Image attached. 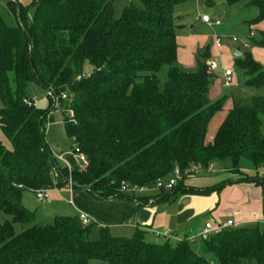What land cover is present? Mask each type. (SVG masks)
I'll return each instance as SVG.
<instances>
[{"label": "trees", "instance_id": "16d2710c", "mask_svg": "<svg viewBox=\"0 0 264 264\" xmlns=\"http://www.w3.org/2000/svg\"><path fill=\"white\" fill-rule=\"evenodd\" d=\"M138 1L140 7L130 3L119 16L111 0L9 1L17 23L10 27L0 20V131L10 142L7 149L0 141V212L9 217L0 224V264H264L259 225L224 228L195 241L151 243L141 230L114 236L106 226L83 225L78 216L39 224L22 203L24 191L52 190L69 180L97 200L127 197L140 205L148 198L123 192L122 185H152L175 168L181 177L152 195V203L218 194L234 181L200 188L185 180L226 161L241 176L235 183L264 186L258 173L264 168V97L234 101L206 143L208 124L225 101L209 97L215 79L207 66L209 51L199 53L194 69L180 67L174 6L184 0ZM244 1L258 10L253 23L264 21V0H225ZM252 43L264 49V32ZM163 66L168 73L160 90ZM236 66L246 86H264V67L250 54L237 56ZM30 82L66 95L60 104L73 110L75 123L65 118V131L85 155V169L68 170L50 156L45 132L54 109L49 97L45 108L26 102H32ZM241 159L256 169L254 175L240 170ZM56 173L62 182H55ZM95 231L98 238L91 240Z\"/></svg>", "mask_w": 264, "mask_h": 264}, {"label": "rangeland", "instance_id": "374dc122", "mask_svg": "<svg viewBox=\"0 0 264 264\" xmlns=\"http://www.w3.org/2000/svg\"><path fill=\"white\" fill-rule=\"evenodd\" d=\"M9 1L13 0H0V20L7 26L14 27L17 23L16 15L9 4ZM113 2V7L115 15L119 16L123 7L133 3L140 7L138 0H111ZM212 5H207L206 0H184L174 6V18L177 25L176 30V43L178 48V59H181L185 63L193 61L196 64L199 53L204 50H208L210 57L207 62L214 60L219 68L214 70L215 74L214 83L215 86L210 91V100L213 102L225 98L222 109L217 111L211 118L207 134L205 137V142H211L221 125L223 119L225 118L228 109L232 107L234 101L237 100H248L251 97H264V86L253 87L246 86L244 83L245 77L243 71L236 66V57L234 51L240 54H250L254 60L264 67V49L257 47L252 43V40H258L260 32H264V21L259 23H253V20L258 16V10L256 7L251 6L248 2H240L233 5H228L225 0H211ZM15 3H20L22 5H28L31 0H15ZM32 8L28 11V16L32 14ZM206 14L210 17L211 24L203 23L201 16ZM218 21L220 25L215 26L213 23ZM252 36L250 37V35ZM215 36L220 37L222 40L221 48L217 49L214 46ZM233 38H237L236 43L232 42ZM245 44H248L246 47ZM177 64L182 67L178 60ZM222 67L229 68L233 75L232 81L229 86L224 85V75ZM168 67L163 66L157 73L158 85L160 90L164 88L165 82L167 81ZM10 81L13 78V74L9 73ZM26 93L29 99L34 101L36 106L39 108H45L48 105L49 99L46 91L41 88L38 84L30 82L26 88ZM63 104H59L58 108L51 113V120L48 122L50 125L49 131L46 132V141L49 145L52 154H58L62 151H67L72 149L73 143L69 141L68 136L65 131L64 120L68 117L67 114H62L60 108L63 109ZM261 125L260 132L264 135V115H260ZM52 139V140H50ZM0 141L7 149L10 148V142L5 138V136L0 131ZM50 143V144H49ZM230 162L226 161L221 165H215L216 170L213 172H208L203 175L194 174L188 179H200L206 178L205 184H210L217 182L221 179H226L228 177L233 178L232 172L227 170L229 168ZM239 166L247 175H254L255 171L252 169V165L246 159H241ZM224 169V170H222ZM226 169V170H225ZM240 176V175H239ZM186 179V180H188ZM209 179V180H208ZM185 180V181H186ZM79 190V189H75ZM84 192V191H83ZM157 191L152 192L156 194ZM56 193L49 191V197L47 200H38L36 194L30 191H24L22 193V203L30 210L34 212V220L39 224H49L55 216H73L75 212L73 207L68 203V195H62V197H55ZM55 198V202L52 199ZM151 198H148L145 203H149ZM58 206H55L53 204ZM211 221V216H207ZM204 218V216H202ZM9 217L0 212V224ZM250 226L259 225L261 230H264V225L261 223L247 224ZM244 225V226H247ZM243 226V225H241ZM15 231L20 230L19 225H14ZM114 235L130 237L133 232L119 230L113 232ZM180 235L179 233H177ZM182 235V234H181ZM176 236L177 240H182V236ZM98 238V233L95 231L90 235L91 240H96ZM147 240L151 243H163L167 238H158L148 235ZM171 241H176L175 239H170ZM198 243L192 244L193 249H197ZM88 264H107L101 260H91Z\"/></svg>", "mask_w": 264, "mask_h": 264}, {"label": "crops", "instance_id": "0c3cea01", "mask_svg": "<svg viewBox=\"0 0 264 264\" xmlns=\"http://www.w3.org/2000/svg\"><path fill=\"white\" fill-rule=\"evenodd\" d=\"M207 2L211 3L210 5L213 4L211 0H206V3ZM218 25H220V23ZM177 60L184 69H194L196 66L193 61L185 63L181 59H178V57ZM214 86L215 83H213L212 88ZM60 110L62 111V108H60ZM49 129L50 125L47 124L46 132L49 131ZM68 139L71 142L69 137ZM46 144L48 149L51 150L47 141ZM71 151L68 149L58 154H52V152H50L53 157L57 159L59 164L65 166L68 170H81L78 160L72 155ZM214 170L216 169L214 168ZM240 170L244 172L243 170L246 169ZM250 170H254L256 173V169L252 168ZM258 170H260L258 171L260 175H264V168H259ZM240 177L241 176L237 174L234 175L233 178L228 177L210 184L204 183L206 180L205 177H201L200 179H188L185 181V185L200 188L212 186L225 180H232L234 183L226 185L218 194L212 193L207 196L178 195L169 201L155 203H144L145 201H143L140 205L127 197L97 200L85 190L73 189L70 182L49 191L56 193L55 197H62V195L65 194L68 195L69 198L67 201L69 204L71 202L72 205H70L75 212L73 216H78L79 213H83L97 225L108 227L112 235H114L113 232L117 230H119V232L125 230L131 231L133 234L137 230H141L144 233L145 240L149 241L146 239L148 235L165 238L157 236L155 232L166 231L169 234V237H166L167 239H175L178 241L175 235L180 236L182 234V239L189 238L197 234L206 221L217 224L223 223L226 220H233L240 226L253 223H261L264 225V186L251 183H235V180ZM54 180L55 182H62V179L57 173L55 174ZM152 195V193H149L138 194L137 196L151 198ZM52 201L55 202V198H53ZM53 205L58 206L55 203ZM202 216H204V218H202ZM207 216H211V221Z\"/></svg>", "mask_w": 264, "mask_h": 264}, {"label": "built area", "instance_id": "2783aa9c", "mask_svg": "<svg viewBox=\"0 0 264 264\" xmlns=\"http://www.w3.org/2000/svg\"><path fill=\"white\" fill-rule=\"evenodd\" d=\"M13 1H15V0H13ZM201 20H202V22H204L206 24H209V25L211 24L210 17L208 15H206V14H203L201 16ZM213 24L214 25H218L219 22L216 21ZM250 36H252V34ZM236 41H238L237 38H233L232 39V42H236ZM221 45H222V40L220 39V37L215 36V38H214V46L217 49H219V48H221ZM245 46L247 47L248 44H245ZM207 66L212 71L217 70L219 68L218 64L214 60L208 61L207 62ZM222 69H223V75H224V85L225 86H229L231 84V81H232L233 73H232V71L229 68H225L224 69L222 67ZM46 93H47V96L51 100V106H52V108L54 110L57 109V107L59 106V104H60V102L62 100L66 99V95L65 94H62L60 97H58L54 93V91L52 89H49ZM26 102L28 104H33V105L36 104L34 101H32V102L31 101H26ZM62 112H65V114L68 115V117H67V121L68 122L75 123V117H74L73 110L67 108L65 110L62 109ZM70 140L73 143L72 151H71L72 155L78 160L79 168L81 170H83L88 165L87 159H86L85 155L80 151V149H79V147H78V145L76 143L75 138L72 137V138H70ZM59 158H61V157H59ZM214 168H215L214 164L209 165V167L207 168V172H213ZM190 171H196V169H191ZM180 177H181V174H180L179 169L175 168L173 173L167 179L157 180L152 185H145V186H141V187H138V186L129 187V186H126V185H122L121 190L123 192H129V193L135 194V195H138V194H149V193H152L154 191H159L160 189L168 190V189L172 188L176 184L177 180ZM48 193H49V190H47V189L39 190V191L35 192L37 199L41 200V201H44V200L48 199V197H49ZM150 202H152V200ZM78 217H79V220L81 221V223L83 225H87V224L92 223V220L88 216L83 214V213H79ZM238 227H240V225L237 222L233 221V220H226L223 223H217V224H212L211 222L206 221L204 223L202 229L197 234L190 236L188 238V240L195 241L197 239H205L208 235H210L212 233H217V232H219L220 230H222L224 228H238ZM155 234L157 236H161V237H165V238L169 237V234L166 231L155 232Z\"/></svg>", "mask_w": 264, "mask_h": 264}, {"label": "water", "instance_id": "95a60500", "mask_svg": "<svg viewBox=\"0 0 264 264\" xmlns=\"http://www.w3.org/2000/svg\"><path fill=\"white\" fill-rule=\"evenodd\" d=\"M233 53H234L236 56L240 55V53H238V52H236V51H234ZM50 156L53 157L52 154H51ZM57 167H58V166H56V168H57ZM68 182H70V181L68 180Z\"/></svg>", "mask_w": 264, "mask_h": 264}]
</instances>
